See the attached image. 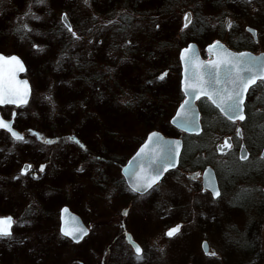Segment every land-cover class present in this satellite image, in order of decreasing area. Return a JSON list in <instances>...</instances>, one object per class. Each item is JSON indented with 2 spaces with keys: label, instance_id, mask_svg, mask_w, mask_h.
I'll return each mask as SVG.
<instances>
[{
  "label": "flooded vegetation",
  "instance_id": "af4514ba",
  "mask_svg": "<svg viewBox=\"0 0 264 264\" xmlns=\"http://www.w3.org/2000/svg\"><path fill=\"white\" fill-rule=\"evenodd\" d=\"M128 1L151 4L141 9L143 14L140 13L141 10H133L127 14V19L142 20L144 31L138 45H128L121 49L129 53L142 54L141 62L135 61L133 65H143L146 77L137 90L127 87L126 99L121 95L126 105L120 106L131 120L145 115L165 117L168 118L172 128L168 132L160 126L128 124L125 127L112 126L109 130L101 126L99 130L102 132H98L96 127L87 125L86 120H83L84 126H81L83 133L89 132L93 136L99 134L100 141L95 146L87 142L85 135L82 134L79 143L75 142L76 147L70 141L72 133L69 128L70 120L65 117L71 111L69 96L79 94L84 116L99 117L105 101L109 100H114L117 104L113 108L117 112L116 116H122L118 111L120 95L117 94L119 81L118 65L115 62L117 53L120 51L116 45L117 31L111 32L114 44L106 46L110 52H107L110 61L105 55H101L100 62H83L78 68L76 67L77 69H71L68 61L49 62L47 65L51 68L48 74L51 82L44 87L46 90L42 91V93L50 91L48 99L45 97L46 100L43 102L47 109H43V105L34 106L30 114H24L30 115L31 120L27 119V122L20 125L16 117H18L17 109L21 105H0V116L5 120H11L12 128L24 137L23 141L15 142L16 140L7 129H0V133L5 134V142H1L3 139L0 137V199L4 200L1 204H10L11 207L19 206L18 212H21L19 220L15 219L16 210L13 209L0 214V217H12L14 221L11 228L12 235L0 237V264H25L15 253L10 258L5 255V252L11 250L17 252L24 247H26L25 250L33 251L32 256L26 253L32 257V264H163L165 248L163 249L155 241L144 245L138 240L129 226L130 211L142 212L148 204L158 216L161 225H164L162 232L166 235L172 227L179 226L180 229L185 226L191 227L192 220H196L199 214L200 206L195 203L202 204V198L210 208L214 209L213 216H217V221L215 225L213 222L208 224L207 221L201 223L204 225L206 234L200 239L199 244L202 248V243L205 242L209 248L207 251L202 249L205 255L200 259L207 258L214 263V258L219 255L217 249H214L215 242L224 239L221 238V232L224 236L226 230V241L231 234L227 229L232 227L233 219L227 212L232 211V208L242 211L248 205L255 211H264V154H262L264 139L261 140L264 134V82L258 80L257 85L245 92L243 120L230 119L223 114L216 103L202 94L194 100L199 112L200 130L198 132L180 129L170 121L186 97L181 83L180 54L182 50L188 48L189 44H195V49L201 58L204 61H210L215 57V49L221 50L220 47H212V44L215 42L223 44L227 48L225 54H231L234 58L233 63L237 67L233 68L232 64L226 65L232 68V72L224 71L225 76L229 77V84L224 82L226 88H222L215 81L211 91L213 95L220 98L229 95L237 98L235 93L241 88L237 79V74L241 76L239 70L241 63L232 53L247 51L254 55L264 54L261 31L264 10L256 7V0ZM84 2L89 5V0ZM110 11H112L110 12L111 23H118V10L113 8ZM103 13L107 12L100 10L94 14L98 19ZM186 15L191 19L187 27L184 26ZM229 23L231 27L228 26ZM128 33L130 38H127V42L130 44V39L136 36V31L133 29ZM143 42L144 45L140 46ZM256 45L260 46L256 49ZM84 49L88 50V47ZM89 49L98 50L97 47ZM22 60L26 70L24 73H19V76L29 79L31 85L29 100H32L34 89L37 90L35 85L37 79L45 75L41 70L44 64L37 63L36 67L30 68L24 58ZM124 73L127 75V82L135 79V68L131 73L129 71ZM207 73L214 76L215 80L216 77L224 75L222 70L214 69H209ZM120 74L123 73L120 72ZM161 76L164 78L161 79ZM122 81L125 82L124 79ZM79 83H82L80 91L75 88ZM127 84L134 86L131 82ZM110 86L114 89L113 94L107 95ZM72 87L73 94H71ZM224 90L226 94L223 93ZM142 101L143 104H138L139 107L134 110L136 102ZM9 106L13 108L6 114L4 109ZM253 116L256 117V124L251 129L247 126V119ZM32 118L35 119L33 123L36 126H26ZM46 118L49 125L44 126L41 122L47 123ZM260 118L263 121H260ZM121 127L128 130L127 137L122 136L127 131L121 132ZM254 129L255 138L251 135ZM154 130L161 132L164 136L181 140L177 164L166 170L152 188L134 192L133 187L126 181L122 168L135 155L148 134ZM106 132L109 134L108 139L101 136ZM27 135L33 142L28 140ZM44 140H51L53 143H44ZM226 140L231 143V149L225 148L223 152L219 151ZM29 151L30 153L32 151V156L28 155L24 160V156L27 155L25 153ZM161 156V151H153L148 159L155 160ZM244 156L247 158L243 159ZM10 159L15 160L13 168H8L12 162ZM74 164H76L75 167ZM41 166L43 171L40 170ZM73 167L76 171L74 177H79L80 180H71L70 174ZM17 169L19 171H16ZM210 169L214 173L219 196H214L211 189L204 188V175L210 172ZM24 170H27L26 174H22ZM171 179L176 182L183 180L184 189H179V186L175 184L170 190L164 191L159 188ZM86 180L94 186L93 191L87 189ZM251 180H253V186L260 187L261 194L255 195L250 188L247 189L248 181L251 183ZM123 200H126L124 205H122ZM20 206L23 207L20 208ZM64 208L78 215L82 222L81 227L88 231V234L79 239V242L64 236L61 232V215ZM176 208H180L178 209L180 214L175 218H168V214ZM125 212L127 215L124 214ZM107 214L109 218L104 217ZM113 216H117L115 219L117 221L111 223L107 219H113ZM183 218L189 225L184 224ZM170 220L175 222L166 226V221L170 223ZM45 222L49 225L48 229L54 230L58 236L56 255L48 254L47 247L32 241L39 238V230L44 227ZM16 229L19 230L18 234ZM77 235L79 236V233ZM166 236L165 239H167ZM89 237H91L90 242H86ZM27 240H30L31 244ZM66 243L74 247L84 244L78 247L79 251H76V248L74 250L78 252L77 255L86 254L85 257L78 256L73 263L70 262L69 256H66L64 252L60 254ZM133 243L142 249V259L137 262H135L137 258ZM213 252L215 255H211ZM186 257L182 261H185V264L192 263L191 259L188 260ZM21 259L23 260V257Z\"/></svg>",
  "mask_w": 264,
  "mask_h": 264
},
{
  "label": "trees",
  "instance_id": "16d2710c",
  "mask_svg": "<svg viewBox=\"0 0 264 264\" xmlns=\"http://www.w3.org/2000/svg\"><path fill=\"white\" fill-rule=\"evenodd\" d=\"M19 1L20 0H0V39L2 36L6 34L15 35L13 34L15 30L21 28L23 29V31L21 29L20 30L24 34V38L27 39V41L29 42L30 46L34 43L37 47L46 46L47 48L48 47H55V49L57 48V54L59 55L57 56L58 59L57 61L70 62L69 67L71 69H74L76 67L78 68L80 66L81 62L83 61L81 57L84 55L83 50H85L84 49L85 47H88L89 49L91 47L98 48V45H102L104 43L107 46H111V44H114L112 40L113 37L111 36V32L113 30L117 31L118 43H116V45L120 48V51H122L121 48L129 45V43L127 42V38H130L128 37L130 33H128V31L130 32V30L134 29L136 31L135 35L141 37L142 32L144 31V22L142 20L127 19V14H129L133 10L135 11V10H141L143 8L145 9L146 5L151 6V4H139V2H129L128 0H89V5L86 4L84 0H48L49 3L48 6H46L47 8H45V14L42 13L46 15V18H42V20H39L40 18L37 19L42 22V25H39L37 27L32 23L34 22V20L30 22H26V20L24 21V19L21 18V14H20L21 3ZM100 8L102 11L107 12L105 14L103 13V15L106 18H108V21L102 24V28L105 30L106 33H103L102 31L100 33L99 32L100 29L98 28L97 25L98 19L95 14L97 13V11L98 12L100 11L99 10ZM113 8H116L118 10V18H117L118 23H111L112 14H110V12L112 11L110 10ZM62 12H65V14L67 15L72 25V31L76 33V37L78 38L73 37L72 32H69L68 28L62 22L60 18V14ZM140 13L143 14V11L141 10ZM11 14L14 17L11 18L12 16ZM124 16L125 18H123ZM47 19L49 22L46 21ZM48 23H49V27L47 26ZM18 38L21 39L20 36L15 35V40L17 39V41H19ZM18 46L19 45H13L12 51L20 54V56L24 58V60L28 63V67H30L31 61L27 60V58H25V56L23 55L22 46L20 47ZM4 48L6 47H2L0 45L1 51ZM32 48L30 47L31 50L29 49L28 52L32 53L36 57V54L33 53L35 48L34 47ZM2 52H4V50ZM51 55H50V50H48L44 53L42 57L43 59L42 64L44 65H42L43 67L41 68V70L43 73L44 72L46 73L44 79L47 82V84L51 82V77L50 75H48L50 74L51 68L49 67V65H47L49 62L53 60V59L50 60ZM135 78L136 79L129 81L131 82V84L134 85L133 87L125 83L123 84L120 83L119 86L123 89L129 87V88H133L134 90H137L138 88L141 87L140 83L142 81V78L140 74H136ZM137 79H139V81ZM124 80L125 82L127 81V77L125 76V74H124ZM81 86L82 83H79L78 86H76L75 88H77V90L80 91ZM113 90L114 89L110 86V90L107 91V95H112ZM71 91H72L71 94H73L74 91L73 87ZM121 92L122 89L117 91V94L120 95L119 97L120 100L118 102V111L120 114L121 112H124L120 105L121 104L126 105V102L123 101V99L121 98ZM75 95H77L79 98L76 97ZM69 97L68 99L71 105V108H69V110L71 111H69V113H67L65 117L70 120V121L68 120L70 131L72 130L70 138H75L74 140L70 139L73 145L76 146L75 142L80 141L81 136H83L82 134L85 135L87 142L95 144V146L96 143L100 141L99 134H95L93 136L92 133L89 132L86 134L83 133V129H81V126L82 127L84 126L83 120H86L87 125H92L96 127L98 132H102L99 130L101 126L107 127L108 128L107 130H109V128L112 126H116V125L120 126L118 122L122 119V116H118V117L116 116L117 112H115L113 108L117 106V104L114 100L105 101L100 116L96 117L92 115L84 116L82 114L81 105H80L81 99L79 94H73V96L71 95ZM31 101L32 100H30L29 103ZM138 104H143V101L141 103L136 102L134 110H136L137 107H139ZM145 110H148V108H145ZM146 113H148V111H146ZM80 114L82 115L81 117H79ZM30 118L31 117L29 115L27 119ZM76 118L78 119L76 120ZM41 119L42 118H40V120ZM34 120L35 119L32 118L33 122ZM132 123L137 125H146L152 127L160 126V128H163L164 131H168V132L172 128V125H170L168 118H158L156 116L154 117L153 115L135 117L134 120H132ZM41 124L47 125L46 122H41ZM247 126L251 128L249 124ZM251 135L254 136V138L256 137L255 129L254 131H252ZM101 136L103 138L104 137L107 139L109 138V134L107 132L101 134ZM262 137L263 138L261 140L264 139V134L262 135ZM75 166L76 164H74V167ZM90 190L93 191L94 188ZM256 212L258 213V215L262 216L263 218L264 211L263 212L256 211ZM261 220L262 219L253 220L252 222L248 221L244 234L242 233L241 236H234V237H231L230 234L228 236L229 239L221 244L227 246L231 245V246L242 247L241 250H243V252L242 251L238 252L236 254L237 255L236 257H232L231 261H229V259L227 258L228 256L226 255V252H224L225 255H223L222 257L221 255H218V257L214 258V263H211L210 260L207 258L201 260H203L205 264H215V259H217L216 264H264V249L262 248L259 251H254L259 247H261L257 237L254 238L255 236L254 231H257L258 227L263 222V221L261 222ZM246 232L247 234H245ZM224 250H229V247H226ZM229 252H230L229 256H231L233 254V250H229ZM186 258H188V260L191 259V261H193L194 259L191 256H187ZM198 263L199 262H196L195 264ZM183 264H185V261H183Z\"/></svg>",
  "mask_w": 264,
  "mask_h": 264
},
{
  "label": "rangeland",
  "instance_id": "374dc122",
  "mask_svg": "<svg viewBox=\"0 0 264 264\" xmlns=\"http://www.w3.org/2000/svg\"><path fill=\"white\" fill-rule=\"evenodd\" d=\"M256 1H257L255 3L256 7L260 8V10H264V0H256ZM19 2L21 3V5H20L21 18L24 19V21L26 20V22H30V21L34 20V22H32V23L34 25H36L37 27L39 25H42V22L39 20H42V18H46V15H44L45 14V8H47L46 6H48L49 1L48 0H20ZM99 5H101V4H99ZM102 5H103V3H102ZM102 9H103V7H102ZM99 10H101V8ZM42 13H44V14H42ZM12 17H14V16L12 15L11 18ZM22 19H20V20H22ZM37 19H39V20H37ZM48 19L46 20L47 22H49ZM107 21H108V18H106L104 15L98 17L97 25H98V28L100 29V31H99L100 33H101V31L103 33H106L105 30L102 28V24L107 22ZM47 26L49 27V23L47 24ZM20 29L21 28H18L13 33V34L21 37V39L18 38L19 41H17V39L15 40V35H12V34H6V35L1 37L0 45L2 47H6L3 49L5 53H14L12 51L13 45H19L18 47L22 46L23 55L25 56V58H27V60L31 61L30 68L36 67L37 63L42 64V62H43L42 57H43L44 53L48 50H50V55L52 54L50 56V60L51 59H53L52 61L58 60L57 56H59V55L57 54V48L56 49H55V47H48L47 48L46 46L37 47L34 43L30 46L27 39L24 38V34L22 33L23 29H21L22 31ZM261 31H262V35H263V46H264V20H263V28H261ZM130 40H131V43L129 44V46L138 45L140 43L139 42V40H140L139 36H135V37L131 38ZM143 45H144V42L142 44H140V46H143ZM106 46L107 45L105 43L102 45H98L97 51L96 50H90V49L83 50L84 55L81 57L83 59V61L81 63L89 62V61L94 62V63L100 62L99 57L101 55H105V57L108 58L107 52L108 53H110V52ZM259 46L260 45H256V49ZM30 47L35 48L33 53L36 54V57L32 53L28 52ZM87 52H89V53H87ZM117 54H118V56H117V59L115 60V62L118 65V81H119V84L120 83L121 84H123V83L127 84V81L126 82L122 81V79H124V74L127 77L126 73H124V72L129 71V73H131L134 70V68H135L134 76H135V74H140L141 78H142V84H143L144 79L146 77L145 76L146 70L144 71V66L143 65L137 66V64L133 65V64H135V61L141 62L140 58L142 57V54L131 53V52L129 53V52L123 51V50L118 51ZM108 60L110 61L109 58H108ZM131 67H134V68H131ZM92 68H96V66H92ZM128 69H130V70H128ZM120 72H122L123 74H120ZM44 74H46V73L44 72ZM44 76L45 75L39 76L38 81H36V83H35L37 90L34 89V96L32 97L33 101H31L30 103H27L21 107H18V109H17L18 117H16V118H17L18 122L20 123V125H21V123L27 122L28 116H26L24 114H30V112L32 111L34 106L38 107V106L43 105V107H44L43 109H47L46 106L43 104V102L46 100V98L48 99V95H49L50 91H48L46 93H42L44 87L47 85V82L45 81ZM137 80L139 81V79H137ZM121 89H123V88H121L119 86L118 90H121ZM44 90H46V89H44ZM126 90H127V88H124L123 91L121 92L122 97L125 99H126ZM11 108H13V107L9 106L8 108H6L8 111L6 109H4L6 114L9 113ZM121 114H122V119L118 122V124L120 126L125 127L128 124L129 125L133 124L132 123L133 119L132 120L129 119L126 112H121ZM48 116L50 117V115H48ZM253 117H251V118L248 117V119H247V125L249 124L251 126V129L256 124V117H254V118ZM46 120H47V125H49L47 118H46ZM260 121H263V120L260 118ZM33 124H34L33 121H30L26 126H31ZM43 125L47 126L46 124H43ZM133 125H137V124H133ZM33 126H36V125H33ZM120 131L121 132L127 131V133H124V135H122V136L127 137L129 134L128 130H126L125 128L121 127ZM247 131H248V128H247ZM169 134H171V133H169ZM0 137L3 139V140L0 139L1 142H5V138H4L5 134L0 133ZM26 137L28 138L29 141L32 140L31 137H28V135ZM15 142H18V141H15ZM31 142H33V141H31ZM263 142H264V140H263ZM21 154L23 156V153H21ZM25 154H27V155L24 156V160L27 159L28 155L32 156V151H31V153L29 151V152H26ZM15 156H16V154H15ZM14 157H12V158H14ZM7 158H10V157H7ZM10 161H12V159H10ZM78 164H80V163H78ZM13 167H15V160H13L11 162V165L8 168H13ZM245 167H249V166L245 165ZM16 171H19V169H17ZM70 171H71V169H70ZM75 172H76L75 168L73 167L72 173L70 174L71 180H80L81 178H79V177L75 178L74 177ZM77 172L81 173L80 171H77ZM68 174H69V172H68ZM247 180H249V179H247ZM252 183H253V180H251V183H249V181H248L247 189L250 188L253 191V194H255V195H257L258 193L261 194L262 191L259 190L260 187H255L252 185ZM174 184L176 186L178 185L179 189H181V190L184 189L183 186L185 183L183 180H179L178 182H176L172 179L170 181L167 180L166 184H164L162 187H159V188L163 189L164 191L170 190ZM86 186H87L88 190H90V188H88V187L94 188V186L92 184L88 183V180H86ZM244 186H245V184H244ZM80 197H82V196H80ZM1 201H4V200L0 199V214L4 213V212H8L11 209H13V210H16V215L14 214L16 216L15 219L19 220L20 215H21V212H18V211H20L19 206L18 207L17 206L11 207L10 204H7V205L3 204L2 205ZM25 203H27V202H25ZM201 203L202 204L195 203V204H198L200 206V208L198 209L199 214L196 216L197 217L196 220H194V219L192 220L193 222H192L191 227L190 226H188V227L185 226L184 228L182 227L180 229L181 231L176 233L172 237H168L165 234H163L162 231H164L163 230L164 225L163 224L161 225V222H160L158 216L152 211V207H150L148 204H146V209L142 212H138V211L131 212L130 211V213L128 215L129 216L128 222L130 224L129 225L130 229L134 231L138 240L142 241V243L144 245L148 244L149 242L155 241L158 245H161V247H163V249L165 248V251H166L165 254L166 255H165V260L163 261V264H182V262H183L182 260L188 254L194 258L192 263H189V264H195L196 262H199L198 264H205V262L200 259V258H203V256L205 254L202 252L201 244H199V243L201 241L200 239H202L203 236L206 234V233H204V225L201 223L207 221L208 224H211V222H213V224L215 225L216 221H217V216H215V215L213 216V214L215 212L214 209L210 208L209 205L205 202V200L203 198L201 200ZM124 204H126V200L122 201V205H124ZM77 205H79V204H77ZM134 205H136V204H134ZM22 207L20 206V208H22ZM178 209H180V208H176V210H174L170 214H168V218H175L177 215H179L180 210H178ZM78 210H82V209H78ZM133 210H134V208H133ZM193 213H195V211ZM227 214H230V216L233 219L232 220L233 221L232 227L230 229H227L231 233V237L241 236L242 233H244L246 230L248 221L252 222L253 220L262 219L261 220V222L263 221L262 226L261 227L259 226L258 230L255 233V236L259 240L261 247H259L258 249L254 250V251H259L262 248L264 249V216L262 218V216L258 215V213L253 208H251L250 205L246 206V209L245 210L242 209V211L239 210L238 208H232V211H228ZM104 217L109 218L108 214L104 215ZM115 219H117V216H113V219H107V220L108 221L110 220V222L112 223L113 221H117ZM183 219H181V220H183ZM174 222H175L174 220H170V223L166 221V226H168L169 224H172ZM184 224L189 225L188 221H186L185 219H184ZM48 228H49V225H46V222H45L44 227L40 228V230H39V238L32 239V241H34L36 244L41 243L43 246L47 247L48 254L56 255L58 251L55 248L58 247V245L56 244V241H58L57 240L58 236L54 230L48 229ZM189 230H190V232H187ZM225 231H224V236H222L223 232H221V238H224V239L223 240L220 239V241L215 242L214 249L215 248L217 249V251H218L219 255H221V257L223 255H225L224 252H226V255L228 256L227 258L229 259V261H231L232 257H236L237 256L236 254L240 251L243 252V250H241L242 247H240V246L221 245L224 241H226ZM18 233H19V230L16 229V234H18ZM245 234H247V232ZM159 235H161L162 237H160ZM165 236L167 239H165ZM107 238H109V237H107ZM90 240H91V237H89L86 242H90ZM27 241L29 244H31L30 240H27ZM53 243H55V244H53ZM83 245L84 244H81L79 246H83ZM79 246L74 247L72 244L66 243L62 247L60 254H62L64 252L66 256H69L70 262L73 263V261L78 256L85 257V255H86L83 253L79 254V255L76 254V253H78L76 251L80 250V248H78ZM226 247H229V250H233V254L231 256H229V254H230L229 250H224ZM25 248L26 247L20 249L17 252H15L16 250H13V251L11 250V251L5 252V255L10 258V256L11 255L13 256L15 253L20 257V260L22 263L32 264L33 263L32 257H29L28 255H26V253L30 254V256H32L31 254H33V251H32V249L25 250ZM74 248H76V251L74 250ZM105 255L107 256L108 252ZM22 257H23V260L21 259ZM216 260L217 259H215V264L217 262ZM137 261L138 260L136 259L135 262H137ZM186 264H188V263H186Z\"/></svg>",
  "mask_w": 264,
  "mask_h": 264
},
{
  "label": "water",
  "instance_id": "95a60500",
  "mask_svg": "<svg viewBox=\"0 0 264 264\" xmlns=\"http://www.w3.org/2000/svg\"><path fill=\"white\" fill-rule=\"evenodd\" d=\"M61 19L65 25L67 24L71 26L70 21L67 18L65 13L61 14ZM216 44L219 45L218 47H220L221 50L215 49V52H214L215 57L213 60H210V61H204L201 58V56L195 49V44H189L188 48L182 50L180 54L181 66H182V82L181 83H182V89L186 97L183 100V102L180 103L174 115L170 119L171 123L180 129H183L189 132L191 131L198 132L200 130L199 112L194 103V100L198 96L202 95L200 91L201 87H203L210 95H213L211 88H213V86L215 85V81L217 85H219L222 88H226L225 83L229 84V77L225 76L224 71L232 72L231 71L232 68L226 65H221L219 69H217L212 66L213 63L218 60V58L225 56V53H227V48H225V46L221 44L220 42H215L212 44V46ZM0 55L4 57L15 56L23 64L24 70L16 73V79L19 81L28 82V89H29L28 96H27V102H28V99L31 93L30 83L26 77L19 76V73H22L26 70V66L22 58L15 53L10 54V55H5L4 53L0 52ZM232 55L237 57L241 63V67L239 68L240 73H241V76H240L241 78L246 79L252 73H258V74L264 75V54L263 53L254 55L246 51V52H242L238 54L232 53ZM182 57L184 58L182 59ZM239 57H241V59H239ZM245 61H246V64H245ZM247 68H251L252 73L246 72L245 69ZM209 69L222 70L224 75H221L220 77H218V82H217V79L215 80L214 76H211L207 73ZM197 81H202V83H197ZM191 85H195V87H190ZM240 86L241 88L238 92H240L241 95L238 96L237 98H234L235 101L239 105L238 108H236L234 112H226V111L221 110L223 114L226 115L227 117H230V116L236 117L240 114L244 116L242 110H243V102L245 99V92L242 91V85ZM223 93L226 94V90H224ZM215 98H216V104H219L221 100L226 101L225 104L219 107L220 109L222 108L226 109L228 105L233 103V101L227 100V96H225L224 98L215 96ZM241 100H242V103H239V101ZM185 101H188V103L185 104ZM0 120H3L6 123H10V124L12 122L11 120L3 119L1 116H0ZM12 130L17 132L13 128ZM153 134H155V137L150 140L149 138L153 137ZM177 142H178V151H177ZM180 146H181L180 139L164 136L163 134H161V132L157 130L151 131L148 134L144 143L139 147L135 155L122 168V173L126 181L133 187L137 184L138 182L137 178L139 176H143V175L155 176L157 172H160L162 175L166 171L164 170L165 168H167L168 170L169 168L176 166L178 156H179ZM142 148L144 149V153L138 156L137 153H139ZM151 149L153 150L149 152V150ZM153 151H161L162 156L159 159L156 158L155 160H149L148 159L149 154L152 153ZM243 152L244 151H242V153ZM262 154H264V148H263ZM203 185H204V188H209L211 190L212 188L209 187V185H213L215 189L218 191L217 186H216V179L211 169H210V172L207 173V176L204 175ZM143 190L144 189L141 188L140 191H143ZM64 209H67V212H64L63 211ZM64 209L62 210V215H61V228L67 227L69 229H72L75 227H81L82 222L80 220V217L76 215L75 213L71 212L68 208H64ZM0 218H6V217H0ZM133 244L134 246H136L135 243ZM202 245H203L204 250H207L206 243L204 242L202 243Z\"/></svg>",
  "mask_w": 264,
  "mask_h": 264
},
{
  "label": "snow or ice",
  "instance_id": "6c2138e0",
  "mask_svg": "<svg viewBox=\"0 0 264 264\" xmlns=\"http://www.w3.org/2000/svg\"><path fill=\"white\" fill-rule=\"evenodd\" d=\"M66 19V17H65ZM185 27L188 26V23L191 22L190 16H185ZM68 28L69 32H72L73 37H76V33L72 31L71 26L69 25H65ZM229 27H231V24L229 23L228 25ZM78 38V37H76ZM219 45H213L212 47H218ZM184 57H182L183 59ZM233 57L231 56V54H225V56L218 58V60L216 62L213 63V67L219 69V67L221 65H228V64H232V67L235 68L237 67L236 64L233 63ZM24 70L23 64L20 62V60L15 57H4L2 55H0V105L3 104H16L17 106L23 105L27 103V96H28V82L27 81H19L16 79V73L17 72H21ZM246 72L248 73H252V69L251 68H247L245 69ZM161 79H163L164 77L161 76ZM217 82H218V77H216ZM237 79L239 80V84L242 85V91L247 92L251 87L257 85V81H262L264 82V75L258 74V73H252L251 75H249L246 79L245 78H241L239 76V74H237ZM197 83H202V81H197ZM190 87H195V85H191ZM201 94L203 95H208V98L211 99L213 101V103H216V98L215 95H210L203 87H201L200 89ZM241 93L240 92H236L235 96H240ZM198 98V97H197ZM228 101H233L232 104L228 105V107L222 108V111H226V112H234L236 110V108H238V103L235 101L234 96L233 95H229L227 97ZM188 101H185V104H187ZM226 101L221 100V102L219 104H217V107H221V105L225 104ZM239 103H242V100L239 101ZM183 107V105H182ZM179 115V114H178ZM229 118L231 119H235L238 118L240 120H243L245 117L240 114L236 117H232L230 116ZM0 129H7L10 133L11 136L13 137V139H15L16 141H23L24 137L20 134H18L17 132L12 130V126L10 123H6L3 120H0ZM239 135V132L237 133ZM155 137V134H153V137H150L149 139H153ZM39 138V137H38ZM70 139H75V138H70ZM77 143H79V141H76ZM44 143H48L51 144L53 143V141L51 140H44ZM83 147V145H81ZM232 145L229 141H225L223 145L220 146L219 151L223 152L225 148L227 149H231ZM177 151H178V142H177ZM144 153V149L142 148L140 150L139 153H137V155H141ZM243 159H246L247 157L244 156L242 157ZM30 167V166H29ZM41 171H43V166H41ZM164 170H167V168H165ZM27 170L22 171V174H26ZM161 173L157 172V174L155 176H147V175H143V176H139L137 178L138 182L135 186H133L132 190L134 192H138L141 190V188H143L144 190H147L148 188H152L154 184H156L159 181ZM207 176V173L205 174ZM209 187L212 188L213 191V195L214 196H219L220 193L219 191H217L215 189V187L213 185H209ZM64 212H67V209L63 210ZM125 215H127V213H124ZM14 221L12 219V217H6V218H0V237H9L12 235L11 233V228L13 225ZM180 231V227L176 226L172 229H170L169 231H167L166 235L168 237H172L174 236L176 233H178ZM61 232L64 236L66 237H70L73 239H76L77 242H79V239H82L84 236H86L88 234V231L86 228L83 227H75L72 229H69L67 227H62L61 228ZM79 233V236L77 235ZM131 239V238H129ZM135 253H136V258L137 260L142 259V249L140 246H135ZM211 255H215V253H211Z\"/></svg>",
  "mask_w": 264,
  "mask_h": 264
}]
</instances>
